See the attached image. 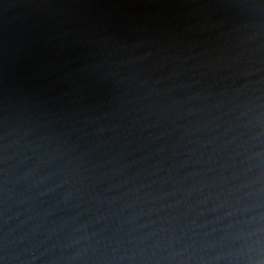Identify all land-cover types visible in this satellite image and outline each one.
Here are the masks:
<instances>
[{
	"label": "water",
	"instance_id": "obj_1",
	"mask_svg": "<svg viewBox=\"0 0 264 264\" xmlns=\"http://www.w3.org/2000/svg\"><path fill=\"white\" fill-rule=\"evenodd\" d=\"M0 264H264V0H0Z\"/></svg>",
	"mask_w": 264,
	"mask_h": 264
}]
</instances>
